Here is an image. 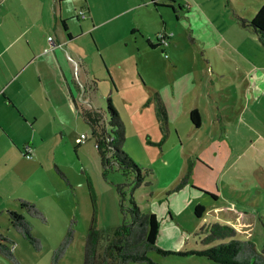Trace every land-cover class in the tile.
<instances>
[{"label": "rangeland", "instance_id": "rangeland-1", "mask_svg": "<svg viewBox=\"0 0 264 264\" xmlns=\"http://www.w3.org/2000/svg\"><path fill=\"white\" fill-rule=\"evenodd\" d=\"M263 3L264 0H191V9H181L176 3L178 15L172 8L163 10L171 23V28L160 29L170 33L167 45L152 47L141 33L120 29L122 39L116 41L117 47L109 53L111 61L108 59L107 66L101 69V74L112 76L115 84L108 79L99 81L94 106L108 117L106 98L111 95L126 127L123 148L136 164L152 169L153 174L134 195L144 211L151 209L158 214L159 235L170 220L192 231L190 244L182 249L208 243L204 241L207 230H198L197 223L205 226L207 218L227 221L218 217L221 213L235 216V227L248 234L257 249L264 252V45L240 22V18L251 19ZM181 4L185 7L186 2ZM207 5L219 10L216 22L202 17L200 9ZM148 22L156 28V19ZM227 27L229 31H225ZM235 30L242 34L235 36ZM245 35L258 43L246 41L251 49L246 53L253 61L244 59L228 42L234 40L241 46ZM109 37H118V30ZM79 39L91 42L89 35ZM193 108L202 114L200 127L190 119ZM82 131L88 133V138L78 149H84L88 172L82 171L79 152L69 146L67 155L75 172L67 168V176L74 186H70L74 200L82 202L71 218L75 219L74 239L59 264H84L85 238L93 214L86 175L96 191L98 227L108 233L123 220L116 185L127 177L113 166L104 178L95 138L85 121L77 128L79 134ZM189 156L194 162L189 180L182 188L172 190L185 174ZM198 188L220 197L214 201L211 195L199 193ZM126 191L131 196V191ZM64 197L73 205L70 196ZM198 204L217 217L207 212L197 218L194 210ZM26 216L33 234L41 239L39 249L9 221L0 222L4 234L14 240L13 251L19 264H51L53 250L66 232L64 224L47 214V221ZM150 254L158 264H191L194 258H202L164 256L156 251ZM0 262L16 264L1 254Z\"/></svg>", "mask_w": 264, "mask_h": 264}, {"label": "crops", "instance_id": "crops-1", "mask_svg": "<svg viewBox=\"0 0 264 264\" xmlns=\"http://www.w3.org/2000/svg\"><path fill=\"white\" fill-rule=\"evenodd\" d=\"M180 1L155 0V4L153 0H0V222L10 224L7 211H21L24 198L36 202L50 219L62 222L66 231L82 202L74 200L71 189L74 186L67 176L68 170L75 172L73 161L68 159V147L79 152L78 162L87 173L84 149H78L82 144L78 138L86 133L77 132L85 121L81 109L100 110L94 106L100 80L108 79L115 84L112 76L101 74V69L111 61L109 53L117 47L116 41L122 39L120 29H131L155 42L153 35L160 33V29L171 28L169 16L163 10H170V4L176 8V3L181 9H191V0ZM184 1L185 7L181 4ZM82 9L85 16L79 12ZM177 12L176 9L174 13L178 15ZM218 12L211 5L200 9L202 17L213 22L217 21ZM150 19H156V28L150 27ZM117 30L118 37L110 38ZM233 34L242 32L235 30ZM87 35L91 42L79 39ZM242 40L241 46L234 40L228 42L244 59L253 61L247 54L251 49L246 41L258 45L257 41L247 35ZM29 151L32 157L25 154ZM190 159L191 156L187 164ZM201 162L205 164V160ZM202 191L198 188L199 193ZM216 195L217 198L211 195L214 201L220 197ZM64 196L72 198L75 208ZM205 209L203 215L208 212ZM211 220L214 219L207 218L206 222ZM197 225L198 230L204 231L200 228L205 226ZM0 231L5 233L3 226ZM191 233L170 220L162 231V235L170 236L169 240L158 234L157 243L165 249L189 250L182 248L189 243ZM213 244L202 243L199 247L191 244L190 249ZM200 257L191 264H209L206 257Z\"/></svg>", "mask_w": 264, "mask_h": 264}, {"label": "trees", "instance_id": "trees-1", "mask_svg": "<svg viewBox=\"0 0 264 264\" xmlns=\"http://www.w3.org/2000/svg\"><path fill=\"white\" fill-rule=\"evenodd\" d=\"M155 4V0H153ZM173 11L176 8L171 5ZM85 16V11H79ZM240 22L251 32L256 34L264 45V3L260 6L255 15L251 18H240ZM156 34L155 42L148 39L152 47L162 46L158 41ZM108 117H105L103 111L96 109H81L85 121L90 127L91 134L95 138V146L99 151L102 174L107 177L113 166L122 171L127 180L117 184L116 188L120 194V211L123 216L122 222L114 227L112 231L104 233L97 225V197L92 181L88 178L90 197L93 205L92 220L86 233L84 245V264H128L130 262H144L146 264H158L151 256V251H156L164 256L170 254L189 255L196 254L204 256L218 264H264V252L257 249L255 242L250 236L241 229L235 227L238 220L235 216L220 215L227 221L220 219L211 220L201 227V230H207L204 238L205 242H214L215 244L203 249L173 250L165 249L157 243L160 221L158 215L153 211H144L139 205L134 191L143 184L147 177L152 173V169L144 168L136 164L135 161L123 148L126 140V127L119 111L115 107L112 97L107 96ZM190 119L196 127L201 126L202 116L197 108L190 111ZM105 120V122H104ZM104 122V123H103ZM152 143V141H149ZM194 162L189 160L185 174L180 182L172 189L182 188L189 180L193 171ZM60 174L68 181V177L58 168ZM132 178L131 181H128ZM131 191L128 197L127 191ZM215 198L216 194L209 193ZM21 207L24 211L9 209L8 216L11 225L26 239H28L37 249L41 248V239L32 232L31 222L26 213L36 217L41 221H47L44 210L29 199H21ZM205 207L198 204L195 208V214L202 217ZM217 212V211H216ZM211 216H215L212 211H208ZM217 217V216H215ZM75 219H71L67 230L52 253L51 264H59L67 249L74 239ZM14 240L7 234L0 231V254L10 261L19 264L12 244ZM0 264H4L1 263ZM211 264V263H210Z\"/></svg>", "mask_w": 264, "mask_h": 264}, {"label": "built area", "instance_id": "built-area-1", "mask_svg": "<svg viewBox=\"0 0 264 264\" xmlns=\"http://www.w3.org/2000/svg\"><path fill=\"white\" fill-rule=\"evenodd\" d=\"M157 36H158L157 42L159 41L161 45H167L169 42V39L171 38L170 33H167L166 31H160V33H158ZM86 138H87V134L82 133L80 137L78 138V142L83 143L85 142ZM25 154L28 157H32V153L30 151L26 152Z\"/></svg>", "mask_w": 264, "mask_h": 264}]
</instances>
